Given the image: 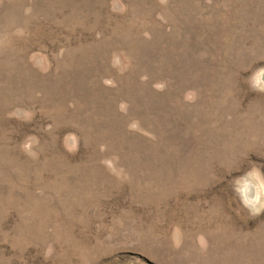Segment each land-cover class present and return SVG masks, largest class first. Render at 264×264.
<instances>
[{
  "label": "rangeland",
  "instance_id": "1",
  "mask_svg": "<svg viewBox=\"0 0 264 264\" xmlns=\"http://www.w3.org/2000/svg\"><path fill=\"white\" fill-rule=\"evenodd\" d=\"M0 264H264V0H0Z\"/></svg>",
  "mask_w": 264,
  "mask_h": 264
},
{
  "label": "bare ground",
  "instance_id": "2",
  "mask_svg": "<svg viewBox=\"0 0 264 264\" xmlns=\"http://www.w3.org/2000/svg\"><path fill=\"white\" fill-rule=\"evenodd\" d=\"M245 182L248 183L246 180H245ZM250 183H251V182H250ZM248 184H249V183H248ZM248 184H247V185H248ZM242 185H243V184H242ZM251 185H253V184H251ZM249 186H250V185H249ZM255 186H256V184L254 185V189H255ZM250 187H251V186H250ZM247 188H249V187H247ZM256 189H257V188H256ZM256 189H255V190H256ZM248 190H249V189H248ZM248 190H246V191H248ZM246 191H244V192L246 193ZM249 191H250V190H249ZM256 191H257V190H256ZM253 192H254V190H253ZM258 193H259V192H257L256 194H258ZM246 194L250 195L249 193H246ZM257 196H258V195H257ZM248 197H249V196H248ZM251 197H252V196H251ZM251 199H252V198H251ZM253 199H255V197H254ZM247 200H248V199H247ZM249 201H250V200H249Z\"/></svg>",
  "mask_w": 264,
  "mask_h": 264
}]
</instances>
